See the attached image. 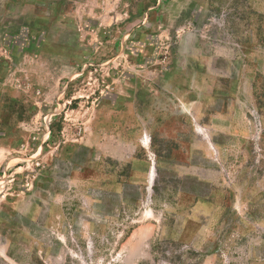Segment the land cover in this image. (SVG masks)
Instances as JSON below:
<instances>
[{
    "label": "rangeland",
    "instance_id": "374dc122",
    "mask_svg": "<svg viewBox=\"0 0 264 264\" xmlns=\"http://www.w3.org/2000/svg\"><path fill=\"white\" fill-rule=\"evenodd\" d=\"M0 264H264V0H0Z\"/></svg>",
    "mask_w": 264,
    "mask_h": 264
},
{
    "label": "crops",
    "instance_id": "0c3cea01",
    "mask_svg": "<svg viewBox=\"0 0 264 264\" xmlns=\"http://www.w3.org/2000/svg\"><path fill=\"white\" fill-rule=\"evenodd\" d=\"M151 168H152V167H151ZM151 168H149L148 171H147V173H146L147 184H148V176H149V173H150ZM153 170H154V168H153ZM154 171H155V170H154ZM134 174H135V172H134ZM154 175H155V172H154Z\"/></svg>",
    "mask_w": 264,
    "mask_h": 264
}]
</instances>
